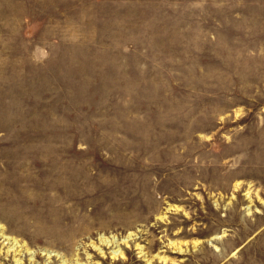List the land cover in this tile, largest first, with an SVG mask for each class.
Wrapping results in <instances>:
<instances>
[{
    "label": "rangeland",
    "instance_id": "1",
    "mask_svg": "<svg viewBox=\"0 0 264 264\" xmlns=\"http://www.w3.org/2000/svg\"><path fill=\"white\" fill-rule=\"evenodd\" d=\"M0 264H264V0H0Z\"/></svg>",
    "mask_w": 264,
    "mask_h": 264
}]
</instances>
